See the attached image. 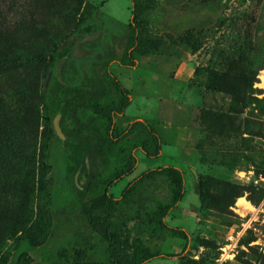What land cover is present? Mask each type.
<instances>
[{
  "label": "rangeland",
  "instance_id": "1",
  "mask_svg": "<svg viewBox=\"0 0 264 264\" xmlns=\"http://www.w3.org/2000/svg\"><path fill=\"white\" fill-rule=\"evenodd\" d=\"M211 1L214 11L208 8ZM136 2L145 6L150 34L165 41L159 52L136 53L135 66L110 63L131 94L116 123L146 119L164 144L157 158L136 150L134 171L108 191L119 196L143 170L177 165L184 171L186 191L166 219L190 237L186 241L168 230L138 235L153 250L181 254L144 264H264V0ZM133 3L0 0V264H76L79 251L84 259L109 258L108 243L80 207L67 206L69 186L51 200L56 182L44 160L51 131L42 102L44 66L91 5L102 6L108 35L94 43L103 47L125 31ZM188 27L203 29L198 50L170 40ZM63 63L64 58L59 72ZM206 66L223 76L220 89L201 83L206 75L195 70ZM191 166L198 177L209 176L205 203L196 193ZM159 181L165 188L147 194L169 201L168 182ZM136 211L137 205L119 203L112 217L133 240ZM24 230L34 246L20 241Z\"/></svg>",
  "mask_w": 264,
  "mask_h": 264
},
{
  "label": "trees",
  "instance_id": "2",
  "mask_svg": "<svg viewBox=\"0 0 264 264\" xmlns=\"http://www.w3.org/2000/svg\"><path fill=\"white\" fill-rule=\"evenodd\" d=\"M136 1L133 0L132 16L122 34L114 36L103 47L94 43L96 39L84 43L89 52L82 58H76L71 52L74 42L105 27L101 22L102 6L91 5L68 34L69 39L55 47L44 66L42 102L45 117L51 124L44 160L56 182L51 190V200L54 203L57 190L69 186L71 197L67 206H79L89 224L108 243L107 260L84 259L79 251L75 257L76 264H144L158 256H181L180 253L153 250L145 245L138 235L147 230L152 234L168 230L186 241L190 237L185 228L166 219L186 191L185 174L179 166L165 164L149 167L129 181L119 196L108 191L109 187L134 171L138 160L136 150L157 158L164 144L161 134L146 119L135 118L125 126L116 123V117L123 114L131 103V94L111 70L110 63L117 61L135 66L136 53L147 55L159 52L165 41L161 36L150 34L143 12L145 6ZM208 8L214 11L215 3L209 2ZM202 30L188 27L170 40L198 50L203 43ZM106 35L108 31L101 37ZM89 55L93 57L85 61ZM62 58L64 63L59 72L58 63ZM195 73L206 75L201 83L207 89L222 87L223 76L216 67H197ZM57 114L61 116L60 124L65 137H61L54 128L53 120ZM160 177L170 187L169 201L159 195L152 200L147 194V190L165 188L159 181ZM194 184L196 193L205 203L209 199V176L199 174ZM119 203L128 208L137 205L134 224L137 236L134 240L112 218ZM19 237L27 247L34 246L28 230H24ZM7 243L3 242L1 248Z\"/></svg>",
  "mask_w": 264,
  "mask_h": 264
},
{
  "label": "water",
  "instance_id": "3",
  "mask_svg": "<svg viewBox=\"0 0 264 264\" xmlns=\"http://www.w3.org/2000/svg\"><path fill=\"white\" fill-rule=\"evenodd\" d=\"M103 33H104V30H96V31L85 34L82 37L78 38L74 42V44L72 45L71 52H72L73 56L76 58H82L84 55H86L89 52V50L84 47V43L101 37ZM84 77H86V72H84ZM60 117H61L60 114H57L55 116V118L53 120V125H54L56 132L61 137H65L64 132H63L62 127H61V124H60ZM190 169L194 173L196 180H198L197 170L192 166L190 167Z\"/></svg>",
  "mask_w": 264,
  "mask_h": 264
},
{
  "label": "flooded vegetation",
  "instance_id": "4",
  "mask_svg": "<svg viewBox=\"0 0 264 264\" xmlns=\"http://www.w3.org/2000/svg\"><path fill=\"white\" fill-rule=\"evenodd\" d=\"M98 30H104V33H106V29H105V27H102V28H99ZM101 38V37H100Z\"/></svg>",
  "mask_w": 264,
  "mask_h": 264
}]
</instances>
